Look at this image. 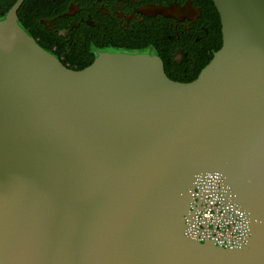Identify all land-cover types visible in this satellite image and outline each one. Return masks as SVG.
I'll use <instances>...</instances> for the list:
<instances>
[{"label": "water", "instance_id": "1", "mask_svg": "<svg viewBox=\"0 0 264 264\" xmlns=\"http://www.w3.org/2000/svg\"><path fill=\"white\" fill-rule=\"evenodd\" d=\"M0 17V264H264V0H214L223 44L190 82L152 52L75 70ZM242 211L190 234L200 177Z\"/></svg>", "mask_w": 264, "mask_h": 264}, {"label": "flooded vegetation", "instance_id": "2", "mask_svg": "<svg viewBox=\"0 0 264 264\" xmlns=\"http://www.w3.org/2000/svg\"><path fill=\"white\" fill-rule=\"evenodd\" d=\"M33 3L37 13L27 31L75 70L92 64L101 52L143 51L159 55L172 79L190 82L223 44L222 20L214 0Z\"/></svg>", "mask_w": 264, "mask_h": 264}, {"label": "built area", "instance_id": "3", "mask_svg": "<svg viewBox=\"0 0 264 264\" xmlns=\"http://www.w3.org/2000/svg\"><path fill=\"white\" fill-rule=\"evenodd\" d=\"M221 178L217 172L200 177L194 197L200 203L188 229L191 235L212 239L224 246H238L248 234V222L242 211L226 203L220 195Z\"/></svg>", "mask_w": 264, "mask_h": 264}, {"label": "trees", "instance_id": "4", "mask_svg": "<svg viewBox=\"0 0 264 264\" xmlns=\"http://www.w3.org/2000/svg\"><path fill=\"white\" fill-rule=\"evenodd\" d=\"M17 0H4V4L2 7L0 6V17L3 16L16 2ZM19 17L23 22L25 28L33 22L34 18L36 17L37 11L35 10L33 0H26L23 5L19 9ZM209 60L207 61V64ZM197 77V76H196ZM195 77V78H196ZM194 78V79H195Z\"/></svg>", "mask_w": 264, "mask_h": 264}]
</instances>
